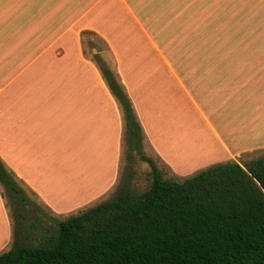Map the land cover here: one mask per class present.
<instances>
[{
    "label": "crops",
    "instance_id": "crops-1",
    "mask_svg": "<svg viewBox=\"0 0 264 264\" xmlns=\"http://www.w3.org/2000/svg\"><path fill=\"white\" fill-rule=\"evenodd\" d=\"M251 2L0 0V162L59 218L113 190L124 117L85 56L86 34L103 42L145 143L174 177L264 150V29L246 26ZM174 137H199L206 153L179 163ZM12 242L0 191V254Z\"/></svg>",
    "mask_w": 264,
    "mask_h": 264
},
{
    "label": "trees",
    "instance_id": "trees-1",
    "mask_svg": "<svg viewBox=\"0 0 264 264\" xmlns=\"http://www.w3.org/2000/svg\"><path fill=\"white\" fill-rule=\"evenodd\" d=\"M99 70L139 148L142 131L114 73ZM151 184L110 199L44 229L35 245L25 202L0 162V185L13 205L16 229L0 264H264V153L244 163H216L182 181L163 179L151 160ZM38 227V226H37ZM41 231V229H39Z\"/></svg>",
    "mask_w": 264,
    "mask_h": 264
},
{
    "label": "rangeland",
    "instance_id": "rangeland-1",
    "mask_svg": "<svg viewBox=\"0 0 264 264\" xmlns=\"http://www.w3.org/2000/svg\"><path fill=\"white\" fill-rule=\"evenodd\" d=\"M243 7V6H237ZM251 8L252 18L251 22L246 23V26H251L252 28H259V24L263 25L264 29V0H252L251 5L247 6ZM257 19V21H255ZM226 23V22H225ZM244 25V24H243ZM242 25V26H243ZM84 52L85 56L88 59L94 61L96 66L99 68V62L106 61L103 56H105V46L103 42L91 34H86L83 37ZM103 55V56H102ZM104 63V62H103ZM181 141L178 137H174L170 141L169 152L172 153L173 159L179 163H186L184 161L195 159L198 155H204L207 150L206 141L201 138L188 137L186 143H182L184 146L180 145ZM264 153V150H258L250 154L242 155L237 158L238 163H244L249 161L252 158L258 157ZM123 158L121 163L120 175L117 181V184L111 192L101 201L97 202L98 204L110 199L117 191L120 189H126L134 195L143 193L148 189L151 184V174L150 166L145 161L149 159L160 171L163 179H176L177 181H182L187 177H174L166 167H163L158 161L154 158L150 152L147 144L145 143L143 137L140 143L139 148H134L133 144L129 141L126 132H124L123 138ZM194 163V162H193ZM188 167H191L195 164H186ZM182 168L185 166H181ZM191 176V175H189ZM12 180L14 184L21 190L24 195L25 202L21 203V214L26 215L27 226L29 227L30 234L28 235L27 243L35 245L38 243L39 238L42 235L44 229L50 230L53 232L56 230L55 224L58 221L65 220L71 216L79 215L87 209L81 210L74 214H68L62 218L56 217L48 209H46L37 199V197L31 193L24 185H22L12 174ZM1 195L5 200L9 214L12 219L13 228L16 229V218L13 214V205L8 199L6 190L0 185ZM97 204V205H98ZM96 206V205H94ZM38 226V227H37ZM13 229V231H14ZM41 229V231L39 230Z\"/></svg>",
    "mask_w": 264,
    "mask_h": 264
}]
</instances>
